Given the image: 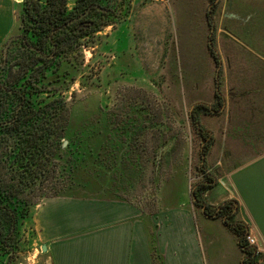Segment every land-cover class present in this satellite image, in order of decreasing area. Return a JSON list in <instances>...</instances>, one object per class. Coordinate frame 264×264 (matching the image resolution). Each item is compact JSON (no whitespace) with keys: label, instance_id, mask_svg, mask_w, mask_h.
Wrapping results in <instances>:
<instances>
[{"label":"rangeland","instance_id":"obj_1","mask_svg":"<svg viewBox=\"0 0 264 264\" xmlns=\"http://www.w3.org/2000/svg\"><path fill=\"white\" fill-rule=\"evenodd\" d=\"M101 1L113 9L111 25L86 38L75 80L65 88H55V84L52 93L43 95L45 99L63 98L68 104L70 126L64 146L69 145L73 155L71 162L66 160L63 165L62 180L49 181L35 198L20 227L13 264H49L32 226L36 205L48 197L121 198L148 214L176 203L200 211L191 192L201 178L204 142L189 107L180 111L170 106V93L163 90L166 77L161 74L166 53L171 61L172 50L181 52V45L184 49L200 43L199 57L205 62L203 48L209 45L211 33H216L222 72L228 76V86H219L226 103L222 113L200 114L198 118L214 136L207 167L220 162L225 168L228 161L251 160L264 152V136L251 134L264 132L262 111H257V126L251 132L234 138L233 131L238 128H233L248 120L244 108L238 110L239 119L235 115L233 103L239 86L232 76L255 72L249 54L257 51L254 44L242 48L230 38L264 36V0H217L214 14H210L209 0ZM75 2L68 0L70 9ZM19 4L18 0H0V61L5 45L20 33ZM180 7L192 10L185 12ZM182 14L195 18L187 20ZM205 104L214 105L215 100ZM84 156L87 160L80 162L77 178L71 179L67 168ZM209 171L217 179L224 174L220 168ZM5 260L0 256V264Z\"/></svg>","mask_w":264,"mask_h":264},{"label":"trees","instance_id":"obj_2","mask_svg":"<svg viewBox=\"0 0 264 264\" xmlns=\"http://www.w3.org/2000/svg\"><path fill=\"white\" fill-rule=\"evenodd\" d=\"M209 1L212 2L210 14H214L217 0ZM112 14L111 5L105 6L101 0H76L72 9L68 0H23L19 4L20 33L7 50L8 43L5 45L0 61V256L6 258L5 264L16 262L20 227L35 198L44 192L49 181L62 180V172L66 170L63 165L66 160L71 162L69 158L73 155L69 145L64 146L70 126L69 106L63 98L45 99L43 95L52 93L55 84V88H65L63 86L68 87L75 80L83 47L87 46L86 38L111 25ZM214 37L213 32L209 52L220 84L222 66ZM255 59L250 62L255 63L254 68H263L264 83V62L260 66ZM252 92L239 91L235 96L236 117L238 110L244 108L245 120H248L233 128H238L233 131L237 137L242 131L251 132L257 126L254 122L257 111L263 112L256 100L264 101V91H254L251 98ZM224 102L217 89L214 105L201 103L192 111L191 120L204 143L200 152L201 178L193 186L191 196L196 199L193 200L196 207L200 210L205 207L202 213L206 217L221 220L234 233L243 254V264H264V255L247 239L249 227L239 218L238 202L227 200L212 206L205 198V194L217 186L218 179L210 173L206 162L214 140L198 118L200 114L219 113ZM251 134L264 136V132ZM86 160L84 156L83 160L70 164L67 170L71 179L77 178L80 162ZM92 160L95 164L96 159ZM157 264L162 262L157 261Z\"/></svg>","mask_w":264,"mask_h":264},{"label":"crops","instance_id":"obj_3","mask_svg":"<svg viewBox=\"0 0 264 264\" xmlns=\"http://www.w3.org/2000/svg\"><path fill=\"white\" fill-rule=\"evenodd\" d=\"M182 15L187 20L195 18L192 14ZM230 38L242 48L254 44L257 52L249 54V59L255 57L263 64L264 36ZM195 44L186 50L181 45V52L172 50L171 61L167 52L161 67L167 81L163 90L170 93V106L180 111L188 106L190 117L196 105L215 100L220 85L228 86L225 72L220 84L217 81L218 70L209 45L203 48L207 58L204 62L199 57L200 43ZM262 69L232 76L239 91H264ZM205 93L206 97H201ZM256 102L263 108L260 117L264 121V101ZM224 166L220 162L208 166L224 172L217 186L207 192L208 204L218 206L236 200L239 218L248 225L254 245L264 255V152L251 160L228 161ZM32 226L37 242L46 246L49 264H243L234 233L221 220L208 218L202 210L187 204L176 203L148 214L121 198L48 197L36 206Z\"/></svg>","mask_w":264,"mask_h":264},{"label":"water","instance_id":"obj_4","mask_svg":"<svg viewBox=\"0 0 264 264\" xmlns=\"http://www.w3.org/2000/svg\"><path fill=\"white\" fill-rule=\"evenodd\" d=\"M18 1L21 3L23 0H18ZM12 40H13V38L10 39V41L8 42L7 47L5 48V50H7L8 45H9V43H10ZM218 76H219V75H217V79H218ZM217 81H218V80H217ZM193 200L196 201L195 197L193 198ZM204 209H205V207L203 206L202 210H204ZM46 250H47V249H46V246L43 245V246H42V251H43V252H46Z\"/></svg>","mask_w":264,"mask_h":264},{"label":"built area","instance_id":"obj_5","mask_svg":"<svg viewBox=\"0 0 264 264\" xmlns=\"http://www.w3.org/2000/svg\"><path fill=\"white\" fill-rule=\"evenodd\" d=\"M247 239H248V241H249L250 244H253L254 245V239L250 235L248 236Z\"/></svg>","mask_w":264,"mask_h":264},{"label":"flooded vegetation","instance_id":"obj_6","mask_svg":"<svg viewBox=\"0 0 264 264\" xmlns=\"http://www.w3.org/2000/svg\"><path fill=\"white\" fill-rule=\"evenodd\" d=\"M224 108H225V102H224V106H223L222 110L219 113H222V111L224 110Z\"/></svg>","mask_w":264,"mask_h":264}]
</instances>
